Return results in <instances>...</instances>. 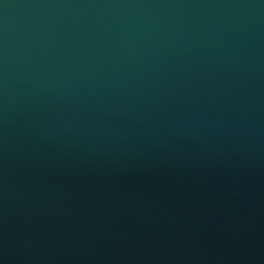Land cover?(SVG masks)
Masks as SVG:
<instances>
[{
  "label": "water",
  "instance_id": "water-1",
  "mask_svg": "<svg viewBox=\"0 0 264 264\" xmlns=\"http://www.w3.org/2000/svg\"><path fill=\"white\" fill-rule=\"evenodd\" d=\"M0 264H264V0H0Z\"/></svg>",
  "mask_w": 264,
  "mask_h": 264
}]
</instances>
